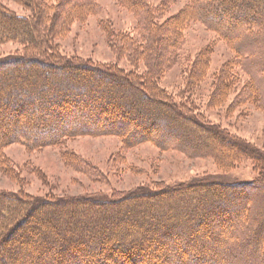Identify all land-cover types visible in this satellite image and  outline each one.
Returning <instances> with one entry per match:
<instances>
[{"label": "trees", "instance_id": "trees-1", "mask_svg": "<svg viewBox=\"0 0 264 264\" xmlns=\"http://www.w3.org/2000/svg\"><path fill=\"white\" fill-rule=\"evenodd\" d=\"M14 1L29 14L0 2V44L23 45L0 58V154L12 143L40 150L81 135H115L123 150L150 142L212 158L224 173L250 160L257 175L160 182L108 199L0 189V264H264V149L190 98L210 77L212 45L183 56L192 23L214 31L234 55L212 73L208 106L222 107L236 92L228 115L247 103L264 112V0H187L169 16L177 0H116L134 15L133 30L102 25L127 69L66 56L56 43L75 21L100 14L98 0ZM181 61L184 93L174 96L160 79ZM72 160L91 179L104 177L81 157Z\"/></svg>", "mask_w": 264, "mask_h": 264}, {"label": "rangeland", "instance_id": "rangeland-1", "mask_svg": "<svg viewBox=\"0 0 264 264\" xmlns=\"http://www.w3.org/2000/svg\"><path fill=\"white\" fill-rule=\"evenodd\" d=\"M98 1L102 6L100 14L75 21L70 30L60 36L56 43L66 56H80L102 63H118L126 69L131 68L127 58L118 57L109 45L102 21L115 31H131L136 19L129 9L117 4L116 0ZM149 1L158 5L162 0ZM0 2L18 14H29L26 8L14 0ZM186 2L187 0H177L168 9L167 15L177 13ZM185 36L184 58L192 57L211 45L213 50L210 77L190 94L192 101L212 121L227 127L257 148L264 149L263 111L247 103L228 115L227 107L236 92L232 93L229 101L222 107L208 106L211 75L233 57L231 49L214 31L206 29L200 22L192 23L185 31ZM22 50L23 45L17 42L2 43L0 58L21 53ZM186 66L187 64L181 61L160 79V85L174 96L184 93ZM140 70H144L143 66ZM79 157L85 164L88 162L96 166L103 172L104 177L101 180L91 179L82 169L66 162L67 159L71 161L72 158L74 160ZM5 162L9 164V169L0 168L2 190L14 192L23 189L35 195L47 193L58 196L94 195L101 199H108L113 193L122 191L151 189L160 182L175 185L205 179L234 183L251 180L257 175L250 160L224 173L217 168L212 158L192 159L178 151H161L150 142L123 150L120 138L115 135H81L40 150H31L21 144L12 143L0 154V164ZM27 232L35 233L30 229Z\"/></svg>", "mask_w": 264, "mask_h": 264}]
</instances>
